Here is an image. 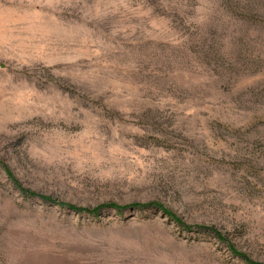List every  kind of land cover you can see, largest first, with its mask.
I'll return each instance as SVG.
<instances>
[{"label": "rangeland", "instance_id": "1", "mask_svg": "<svg viewBox=\"0 0 264 264\" xmlns=\"http://www.w3.org/2000/svg\"><path fill=\"white\" fill-rule=\"evenodd\" d=\"M0 264H264V0H0Z\"/></svg>", "mask_w": 264, "mask_h": 264}]
</instances>
